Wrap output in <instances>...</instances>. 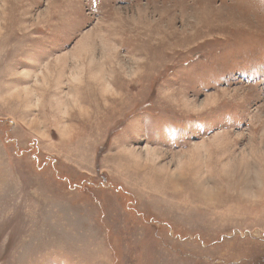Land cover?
Masks as SVG:
<instances>
[{
	"label": "rangeland",
	"instance_id": "rangeland-1",
	"mask_svg": "<svg viewBox=\"0 0 264 264\" xmlns=\"http://www.w3.org/2000/svg\"><path fill=\"white\" fill-rule=\"evenodd\" d=\"M0 264H264V0H0Z\"/></svg>",
	"mask_w": 264,
	"mask_h": 264
}]
</instances>
